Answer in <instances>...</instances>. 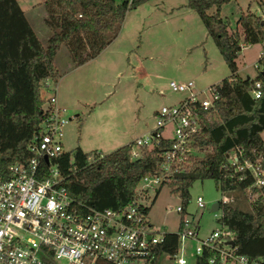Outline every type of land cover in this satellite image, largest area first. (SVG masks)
<instances>
[{
  "label": "trees",
  "instance_id": "16d2710c",
  "mask_svg": "<svg viewBox=\"0 0 264 264\" xmlns=\"http://www.w3.org/2000/svg\"><path fill=\"white\" fill-rule=\"evenodd\" d=\"M146 1L46 0L44 22L51 34L43 44L17 0H0L1 171L30 157L28 145L45 116L41 97L43 82L50 79L57 84L61 76L54 64L58 49L62 45L68 49L74 66L84 64L117 37L127 11ZM232 1L186 0V7L198 16L229 74L211 85L217 95L214 111L203 120L192 138L190 165L185 171L172 175L165 185L171 193L178 195L184 210L189 201L191 183L213 180L221 195L230 198V201L218 204V224L233 232L237 253L264 264V187H252L250 194H256L255 198L248 208L239 206L236 199L241 195L247 197L246 187L251 183V177L245 171L239 179V172L228 165L224 157L234 147L243 149L244 156L249 159L261 150L264 69L255 71L253 78L241 77L236 72L235 58L242 45L258 43L264 49V21L260 15L247 9L240 12L234 21V29L229 30L228 21L221 17L220 9ZM252 1L264 10V0ZM255 81L260 86L257 98L249 93ZM160 145L143 148L139 158L130 159L131 141L92 163H88L87 156L95 151L87 153L76 146L57 159L65 177L63 185L75 202L86 207H124L135 197V188L141 178L155 171L156 161L166 142ZM199 151H203L201 156L196 155ZM71 154L73 163L69 162ZM162 186L155 189L154 197ZM175 249V233L164 231L161 242L154 247L155 255H171ZM211 255L212 252L203 249L200 255L193 256V264H210L208 258ZM45 264L58 263L48 256ZM96 264L108 263L100 260Z\"/></svg>",
  "mask_w": 264,
  "mask_h": 264
},
{
  "label": "built area",
  "instance_id": "2783aa9c",
  "mask_svg": "<svg viewBox=\"0 0 264 264\" xmlns=\"http://www.w3.org/2000/svg\"><path fill=\"white\" fill-rule=\"evenodd\" d=\"M258 15L264 21V10L259 9ZM251 66L255 71L264 69L263 47ZM42 87L52 92L44 98V120L28 145L30 157L0 170V264H45L48 256L57 263L65 259L68 264H96L100 260L108 264H158L161 254L156 256L154 247L164 231L156 234L148 220V209L155 189L190 165L192 138L214 111L217 95L213 87L196 88L191 80L167 83L170 91L181 96L153 112L151 128L133 139L130 159L139 158L143 148L160 147L163 141L166 147L158 156L155 171L139 181L133 200L117 209L86 207L75 202L63 185L65 177L57 159L67 152L63 144L65 127L73 117L67 116L65 107L59 104L52 80H45ZM249 93L259 97L257 81ZM166 126L170 127L168 136L163 135ZM263 154L264 130L261 150L253 153L252 159L245 157L240 147L224 155L227 164L239 172V179L245 171L251 177L246 187L248 197L252 196V187H264ZM103 155L95 151L87 161L95 162ZM69 162L73 163L72 154ZM228 201L225 195L217 200L218 204ZM194 203L197 208L204 207L200 196ZM169 209L183 213L180 205ZM174 233L176 249L169 256L175 264L186 263L183 254L188 249L192 256L200 255L203 249L212 252L210 264H262L237 253L233 232L225 226L199 236L193 215H183Z\"/></svg>",
  "mask_w": 264,
  "mask_h": 264
},
{
  "label": "rangeland",
  "instance_id": "374dc122",
  "mask_svg": "<svg viewBox=\"0 0 264 264\" xmlns=\"http://www.w3.org/2000/svg\"><path fill=\"white\" fill-rule=\"evenodd\" d=\"M45 1L17 0L43 44H46L50 30L44 22ZM185 4L186 0H148L127 11L117 37L105 52L80 70L65 75L63 88H57L56 94L66 115L73 117L65 127L63 144L66 151L79 146L90 153L94 143H99L105 147L103 152L109 153L124 142L126 132L139 136L143 130H149L154 110L180 98V94L168 89L169 81L191 80L196 88H202L229 74L198 16ZM247 9L256 14L259 12L252 0H234L221 6V17L227 19L229 30L234 29V21L240 12ZM260 49L258 43L241 46L235 58L239 76L254 77L251 64ZM68 60L71 61L69 51L62 45L56 58L60 75L68 70L64 69ZM51 92L41 88L43 98ZM169 131L170 127L166 126L163 135L168 136ZM202 154L203 151L196 152L197 156ZM188 194L189 201L183 213L178 214L169 209L180 205L178 195L171 193L166 185L160 188L148 209V220L156 234L174 232L183 215H193L199 236L219 226V210H210L211 203L221 197L213 180L193 181ZM255 195L249 198L241 195L236 200L239 206L248 208ZM196 196L202 198L203 208L196 207ZM183 256L185 264H193L189 249ZM58 264L68 262L60 259ZM158 264L175 262L163 253Z\"/></svg>",
  "mask_w": 264,
  "mask_h": 264
},
{
  "label": "crops",
  "instance_id": "0c3cea01",
  "mask_svg": "<svg viewBox=\"0 0 264 264\" xmlns=\"http://www.w3.org/2000/svg\"><path fill=\"white\" fill-rule=\"evenodd\" d=\"M184 4H182V6H183ZM44 17H46V13H45V16ZM36 32V31H35ZM44 32H46V30L44 31ZM49 32V33H48ZM37 33V32H36ZM44 34H46V33H44ZM50 34H51V31L49 30V31H47V35H46V39H48V37L50 36ZM38 35V34H37ZM47 41V40H46ZM107 49V47L99 54V55H97L95 58H93V59H91V60H95V59H97L99 56H101L102 54H103V52H105V50ZM61 50V47L58 49V51H57V53L59 52ZM57 53H56V56H55V58H54V64H55V66H56V68H57V70H58V72L60 73V70H59V65L57 64V62H56V58H57ZM70 55V54H69ZM91 60H89V61H87V62H85L84 64H82V65H79V66H74L73 64H72V60L71 61H69L68 60V62H67V64H66V68H64V69H68V70H64L65 72H62V75L60 76V78H59V80H58V82H57V84H56V92H57V88L59 89L60 88V86H62V88H63V80H64V78H65V75H67V74H71V73H73V72H75V71H78V70H80L81 68H83L85 65H87ZM57 95V94H56ZM42 97V96H41ZM43 98V97H42ZM44 99V98H43ZM57 99H58V96H57ZM61 101H63V99L61 98ZM58 102H59V104L60 105H62L61 104V102H60V100H58ZM155 111V110H154ZM148 130H143V132H142V134L143 133H146ZM141 135V134H140ZM137 136H131V135H129V132L127 133L126 132V134L124 135V142H120V144H119V146H117V147H120V146H122V145H124V144H127L128 142H131V141H133V139L134 138H136ZM95 145L91 148L93 151H98V152H101V153H103V154H106L107 153V151L106 152H103V149H105V147L103 146V145H100L99 143H94ZM108 150H110V149H112V148H107ZM110 151H112V150H110Z\"/></svg>",
  "mask_w": 264,
  "mask_h": 264
},
{
  "label": "water",
  "instance_id": "95a60500",
  "mask_svg": "<svg viewBox=\"0 0 264 264\" xmlns=\"http://www.w3.org/2000/svg\"><path fill=\"white\" fill-rule=\"evenodd\" d=\"M263 158H264V154H263ZM217 209H218V202L217 201L212 202L210 205V210L215 211Z\"/></svg>",
  "mask_w": 264,
  "mask_h": 264
}]
</instances>
